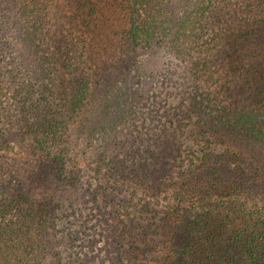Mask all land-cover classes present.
I'll use <instances>...</instances> for the list:
<instances>
[{"label": "trees", "instance_id": "obj_1", "mask_svg": "<svg viewBox=\"0 0 264 264\" xmlns=\"http://www.w3.org/2000/svg\"><path fill=\"white\" fill-rule=\"evenodd\" d=\"M113 7L0 0V264H264V0ZM159 50L162 88L94 126Z\"/></svg>", "mask_w": 264, "mask_h": 264}, {"label": "rangeland", "instance_id": "obj_2", "mask_svg": "<svg viewBox=\"0 0 264 264\" xmlns=\"http://www.w3.org/2000/svg\"><path fill=\"white\" fill-rule=\"evenodd\" d=\"M92 1L98 9L97 14L94 16V21L97 26L101 24H115L116 27H120L122 24L121 20L123 19L115 12V8L113 7L114 0ZM87 59L91 64H96L98 61L97 49L92 47V44L88 47ZM171 59L172 58L166 55L163 50L138 56L132 64L129 73L125 74L126 76L123 81H121L120 86L118 88L117 86L114 87L109 95L102 99L103 101L100 103L98 102V106L93 110V113H91V111L87 113V115L91 116V119L93 118L91 123L95 126L99 124L100 121H103V124L109 121V125H119L117 122L123 119L122 113L124 107H121L123 103H126L129 108L132 107L135 109L138 101H136L135 98L140 95L146 97L150 94L151 89H155L156 91L162 88V82H159L161 80V74L165 73L167 69H170L167 66V62ZM173 70L174 68L171 67L170 72ZM163 76L166 77L165 80H170V82H168L169 89H184L182 82V80L186 82L185 79H182L184 75L171 74ZM79 130L80 132L82 131V125ZM80 135L79 133L78 138H80ZM98 141L99 138L94 140L95 143Z\"/></svg>", "mask_w": 264, "mask_h": 264}]
</instances>
